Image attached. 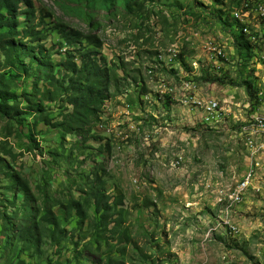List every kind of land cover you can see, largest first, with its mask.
<instances>
[{
    "label": "rangeland",
    "instance_id": "rangeland-1",
    "mask_svg": "<svg viewBox=\"0 0 264 264\" xmlns=\"http://www.w3.org/2000/svg\"><path fill=\"white\" fill-rule=\"evenodd\" d=\"M33 2L57 72L81 48L65 43L55 28L64 23L97 34L114 73L85 132L0 120V264H264V0H117L110 12L88 0ZM22 57L27 68L8 77L26 108L24 94L48 83ZM46 107L61 122L72 112ZM96 175L121 199L116 234L98 227L92 204L83 227L66 213ZM18 178L27 200L16 199ZM48 207L67 234L52 238ZM6 215L18 225L9 234Z\"/></svg>",
    "mask_w": 264,
    "mask_h": 264
},
{
    "label": "trees",
    "instance_id": "trees-1",
    "mask_svg": "<svg viewBox=\"0 0 264 264\" xmlns=\"http://www.w3.org/2000/svg\"><path fill=\"white\" fill-rule=\"evenodd\" d=\"M121 1L125 6H130L129 0ZM98 4L102 9L110 12L118 2L117 0H88L87 5L93 9L99 6ZM24 5L27 10L23 13L22 6ZM21 16H26L29 25L25 31H20ZM36 17L37 12L33 0H0V120L9 122V124L20 121L23 124L31 119L34 121V129L45 125L53 130L65 128L67 134L85 132V129L90 128L100 118L101 109L113 80L114 72L108 67L107 59L101 51L103 42L93 32L70 30L64 23L56 25L55 28L58 29L65 43L69 46H81L79 49L67 51L64 62L58 64L62 70L57 72V66L49 57L50 51L42 45L45 35L38 32V29L44 25V20H40V24L34 26ZM22 37L31 39V43L37 44V47L22 46L20 43L24 42L20 40ZM240 40L245 48H250L251 43L244 34H241ZM37 48L39 55L36 57ZM22 56L30 57L31 62L38 65L39 70L43 72L44 80L48 83V87L44 91L36 86L32 92L24 94L23 101L28 106L26 108H22L20 97L14 92L16 77L10 79L8 77L14 74L16 68L23 70L27 68ZM47 102L62 103L71 108L72 112L64 117V121H57L52 118L51 111L47 109ZM66 138L65 134L63 139ZM53 153L54 151L51 154ZM6 156L16 158L12 153H8ZM98 177L96 175L93 187L81 191L85 202L78 199L72 200V207L66 213L69 216L71 211L75 210L79 219L78 225L83 227L89 218L88 207L92 204L96 215H98V225H100L98 227L102 228L105 233L116 234L117 228H119L118 219L121 218L119 207L121 199L112 201L105 192L104 183ZM30 195L31 190L28 183L18 178L16 180V199L25 198L27 200ZM13 205L15 206V204ZM45 213L41 220L52 227L48 230L52 229L53 239H56L57 234H67L61 228V220L53 212L52 207L45 208ZM116 215H119V218L114 219ZM5 217L9 221L4 228L9 234L11 227L17 228L18 225L11 223L13 217L9 215ZM32 223L36 227L35 218H31L30 224ZM112 223L116 224L113 229L110 228Z\"/></svg>",
    "mask_w": 264,
    "mask_h": 264
},
{
    "label": "built area",
    "instance_id": "built-area-1",
    "mask_svg": "<svg viewBox=\"0 0 264 264\" xmlns=\"http://www.w3.org/2000/svg\"><path fill=\"white\" fill-rule=\"evenodd\" d=\"M214 106H215V105H209V108H213ZM258 124L264 126V125H263V124H264V118L260 119V120L258 121Z\"/></svg>",
    "mask_w": 264,
    "mask_h": 264
},
{
    "label": "bare ground",
    "instance_id": "bare-ground-1",
    "mask_svg": "<svg viewBox=\"0 0 264 264\" xmlns=\"http://www.w3.org/2000/svg\"><path fill=\"white\" fill-rule=\"evenodd\" d=\"M210 105V104H209ZM216 107V106H215ZM210 110H212V108H210ZM214 111V110H213Z\"/></svg>",
    "mask_w": 264,
    "mask_h": 264
},
{
    "label": "crops",
    "instance_id": "crops-1",
    "mask_svg": "<svg viewBox=\"0 0 264 264\" xmlns=\"http://www.w3.org/2000/svg\"><path fill=\"white\" fill-rule=\"evenodd\" d=\"M22 198V197H21Z\"/></svg>",
    "mask_w": 264,
    "mask_h": 264
}]
</instances>
